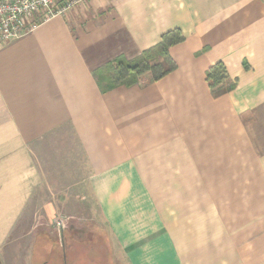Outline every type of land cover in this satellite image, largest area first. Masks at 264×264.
I'll use <instances>...</instances> for the list:
<instances>
[{"label": "crops", "instance_id": "0c3cea01", "mask_svg": "<svg viewBox=\"0 0 264 264\" xmlns=\"http://www.w3.org/2000/svg\"><path fill=\"white\" fill-rule=\"evenodd\" d=\"M173 29L174 71L100 92L94 71ZM216 63L235 87L213 98ZM81 181L123 264H264V0H89L0 47V251L33 205L59 200L46 224L81 197L57 185ZM178 181L212 211L209 236L194 237Z\"/></svg>", "mask_w": 264, "mask_h": 264}, {"label": "rangeland", "instance_id": "374dc122", "mask_svg": "<svg viewBox=\"0 0 264 264\" xmlns=\"http://www.w3.org/2000/svg\"><path fill=\"white\" fill-rule=\"evenodd\" d=\"M68 138L66 133H56L52 136L50 141L53 140L52 142L58 143L62 140L61 142H66ZM54 145L56 144L54 143ZM53 149L54 151L58 150L54 148V146ZM59 152V156H61L62 151ZM67 154V156L71 158V160L67 159L70 163V167L67 169V171H69L75 165H72L73 159L76 160L78 156L76 153L72 155L71 149H69ZM62 159L65 160L64 157ZM83 165L82 159V166H80L82 177L85 174V166ZM64 168L65 167L62 166L61 170ZM76 168L80 169L75 166V171H77ZM71 172H73V168ZM183 184L185 183H182V181L171 183L172 189L178 194V201L182 203L179 208L190 207L192 210L194 209L193 213L199 212L194 215L192 232L194 233V237H198L199 234L207 237L210 232H213V230H209V227L212 226L214 222L212 217L213 213L209 210L206 212L203 209L197 211V207L200 206V201L203 203L204 198L199 194L197 197L196 193L192 194L191 198L189 195H191L192 191H186ZM196 185L197 183L195 181H191V186L188 190L195 189ZM73 188V195L80 194L81 197L68 198L69 203H75L78 210L77 212L81 213L79 215H71V213H73V206L67 202L65 206H58L60 208L54 218L60 216L62 219L67 220L63 229L58 231L53 224L54 218L44 224L45 219L44 214H42V205L47 200H55L56 202H59V200L56 198L41 199L31 207L29 212L25 215V221L19 224L1 249L0 264H25L23 260L26 258L28 260L29 255L33 260V264H63L56 256L63 252L62 249H64L68 255L65 264H123L121 261V249L103 222L93 199L88 197L86 184L82 181L78 184L61 182L57 185L56 191L60 192L64 189L63 192H68ZM158 188L162 190L161 187ZM190 201L192 203L186 206V203ZM168 207L167 205V208ZM41 216L43 220L40 221L39 218ZM39 222L42 223L39 224ZM34 231H36V233L33 235ZM71 253L77 255L72 256V259H70L69 255Z\"/></svg>", "mask_w": 264, "mask_h": 264}, {"label": "trees", "instance_id": "16d2710c", "mask_svg": "<svg viewBox=\"0 0 264 264\" xmlns=\"http://www.w3.org/2000/svg\"><path fill=\"white\" fill-rule=\"evenodd\" d=\"M183 40L181 31L173 29L164 33L158 44L142 51L133 59L125 60L119 56L106 63L93 73L100 92H107L116 86L137 85L144 88L161 80L176 69V64L169 55V49ZM244 68L247 69V65H244ZM205 81L213 98H218L235 87V84L229 82V77L221 63H216L207 69Z\"/></svg>", "mask_w": 264, "mask_h": 264}, {"label": "built area", "instance_id": "2783aa9c", "mask_svg": "<svg viewBox=\"0 0 264 264\" xmlns=\"http://www.w3.org/2000/svg\"><path fill=\"white\" fill-rule=\"evenodd\" d=\"M89 0H0V47L32 33L41 24L85 4ZM60 231L62 218L53 220Z\"/></svg>", "mask_w": 264, "mask_h": 264}, {"label": "flooded vegetation", "instance_id": "af4514ba", "mask_svg": "<svg viewBox=\"0 0 264 264\" xmlns=\"http://www.w3.org/2000/svg\"><path fill=\"white\" fill-rule=\"evenodd\" d=\"M62 253H59V254H57L56 256L63 262V264H65V261H66V259L68 258V255H67V252L64 250V249H62ZM75 255H77V254H74V253H71L69 256H70V259H72V256H75ZM79 255V254H78ZM55 256V257H56Z\"/></svg>", "mask_w": 264, "mask_h": 264}]
</instances>
